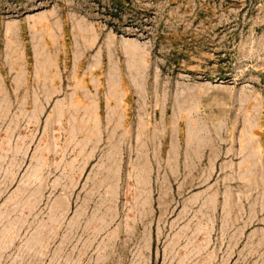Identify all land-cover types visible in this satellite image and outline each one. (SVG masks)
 <instances>
[{
    "label": "rangeland",
    "instance_id": "1",
    "mask_svg": "<svg viewBox=\"0 0 264 264\" xmlns=\"http://www.w3.org/2000/svg\"><path fill=\"white\" fill-rule=\"evenodd\" d=\"M0 264H264V0H0Z\"/></svg>",
    "mask_w": 264,
    "mask_h": 264
}]
</instances>
